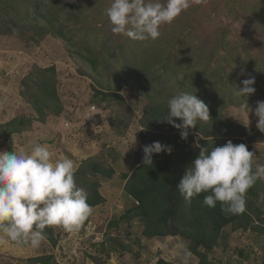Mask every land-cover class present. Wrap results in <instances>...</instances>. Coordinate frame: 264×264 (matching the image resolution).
Listing matches in <instances>:
<instances>
[{
	"label": "trees",
	"instance_id": "trees-1",
	"mask_svg": "<svg viewBox=\"0 0 264 264\" xmlns=\"http://www.w3.org/2000/svg\"><path fill=\"white\" fill-rule=\"evenodd\" d=\"M101 1L0 0V37H10L15 31L34 45L49 36L59 38L90 69L93 76L88 77L99 88H94V98L101 96V103L110 98L125 104L119 91L127 87L136 97L146 101L138 120L142 151L134 155L133 172L121 175L125 182L124 193L132 207L118 220L107 224L109 233L105 235V244H101L98 255L90 259L95 264H104L108 257L106 242L119 256L134 253L131 245L117 236H110V232L117 231L123 222L137 227L145 240L180 237L187 242V249L197 259V264H215L209 256L219 241L226 239L223 231L229 225L264 237L260 206L252 203L260 180L246 193V209L237 215H225L219 203L214 208L203 205L207 193L199 194L187 204L176 188L201 147L223 146L231 140L233 144H245L252 152L251 146L264 135L259 130L255 132L233 123L225 116L230 107L246 109V104L250 109L257 101H264V0L243 1L248 4L244 20L255 33L254 37L250 39L244 35L231 42L229 32L219 27L199 44L192 39L194 35L190 30L195 25L186 18H175L170 24H162L156 40L120 43L117 34L111 32L108 18H104ZM71 26L78 30L73 31ZM77 32L83 37L80 38ZM213 63L215 67L211 68ZM242 70L244 75H241ZM248 78L255 79V92L246 97H235L234 87L242 88V81ZM180 91L195 94L207 105L210 116L207 122H199L195 128H190L186 140L181 138V130L161 119L168 113V100ZM19 95L36 115L19 116L1 124L0 141L28 132L35 123L44 124L48 117L60 118L63 114L54 66H34L21 80ZM173 119L176 123L181 122L178 118ZM123 124L118 121L115 131ZM157 141L170 146L171 152L154 153L153 163L144 165L143 146ZM87 167L93 178L87 188V203L93 209L104 202L98 192L97 180L108 181L115 171L111 166L94 161ZM87 174L86 169L79 168L75 177L82 178ZM89 219L83 224L86 225ZM44 231L45 241L55 247L58 236L54 227H46ZM237 253L245 257L241 251ZM51 260V255H42L29 262L51 264ZM155 264L168 263L159 259ZM260 264H264V256Z\"/></svg>",
	"mask_w": 264,
	"mask_h": 264
},
{
	"label": "rangeland",
	"instance_id": "rangeland-1",
	"mask_svg": "<svg viewBox=\"0 0 264 264\" xmlns=\"http://www.w3.org/2000/svg\"><path fill=\"white\" fill-rule=\"evenodd\" d=\"M74 1L69 0L72 3ZM243 1L245 0H190V7L176 18H186L194 23L195 28L189 29L193 32L192 39L196 44L211 37L219 27L229 32L231 42L242 39L244 35L251 39L255 33L249 30V24L244 20L248 4H243ZM251 1L246 0V3ZM101 2L103 10L110 5V0ZM71 28L75 32L78 30L74 26ZM162 28L161 25L159 29ZM77 34L80 38L83 37L82 34ZM117 37L120 43L131 40L122 34H117ZM71 50L63 40L50 36L38 45L24 40L15 31L10 37H0V125L19 116L35 117L31 106L19 95L21 80L34 66L55 67L57 93L63 104L60 118L48 117L44 124L35 123L30 131L11 136L5 142L0 141V151L24 149L30 152L34 144L47 145L54 160L68 157L75 161L76 171L79 168L88 171L85 177H75L77 186L86 193L93 179L90 169H87L90 162L111 166L115 173L108 181L97 180L98 192L104 202L93 208L86 225L82 223L78 230L72 232L59 226L54 227L58 236L55 247L47 241L33 248L6 238L0 239V264H32L30 259L42 255H51V264H95L90 258L98 255L100 245L105 244V235L109 233L107 224L118 220L132 207V202L124 193L125 182L121 175L133 172L134 155L142 151L138 138L141 130L138 120L146 101L142 97H136L126 87L119 91L125 104L110 98L101 103V96L94 98V90L99 88L88 77L92 75L90 69ZM219 54L223 53L219 51ZM214 67L215 63L211 68ZM255 108L256 105L249 111L243 107H230L225 111V116L229 121L256 132L259 129L256 127L258 117L254 114ZM120 120L124 124L115 131ZM251 150L255 154V165H264V135L251 146ZM260 184L252 203L260 206L264 218V203L258 204L260 197L264 195V181L260 180ZM138 230L128 222H123L119 224L117 231L110 232V236H117L131 245L134 253L119 256L110 250V245L106 242L108 257L104 264H155L159 259L168 264H197V259L187 249V242L180 237L145 240ZM223 232L226 239L219 241L218 247L209 256L210 260L215 264L261 263L264 237L254 235L249 230H236L232 225L227 226ZM237 251H241L246 258L240 257Z\"/></svg>",
	"mask_w": 264,
	"mask_h": 264
},
{
	"label": "clouds",
	"instance_id": "clouds-1",
	"mask_svg": "<svg viewBox=\"0 0 264 264\" xmlns=\"http://www.w3.org/2000/svg\"><path fill=\"white\" fill-rule=\"evenodd\" d=\"M189 7L190 0H110L104 15L113 34L146 41L158 39L160 26L172 23ZM254 83V78L244 79L243 87H234L233 95L242 98L253 94ZM244 107L248 109L246 104ZM254 114L258 117L256 127L264 133V101H257ZM209 118L202 100L180 91L168 100V113L161 119L181 130V138L186 140L190 128ZM164 151L170 153L171 147L158 141L143 146V164L151 165L152 155ZM254 156L245 144L231 140L223 146L201 147L176 188L187 204L207 193L203 205L214 208L219 203L225 215L243 213L246 193L257 180L264 181V165H255ZM75 171L73 159L54 160L47 145L34 144L30 152L0 151V239L37 248L47 238L46 227L78 230L93 209L87 203L86 191L76 184ZM259 203H264V195Z\"/></svg>",
	"mask_w": 264,
	"mask_h": 264
},
{
	"label": "bare ground",
	"instance_id": "bare-ground-1",
	"mask_svg": "<svg viewBox=\"0 0 264 264\" xmlns=\"http://www.w3.org/2000/svg\"><path fill=\"white\" fill-rule=\"evenodd\" d=\"M92 27V26H91ZM73 258V257H72ZM56 262V261H55Z\"/></svg>",
	"mask_w": 264,
	"mask_h": 264
}]
</instances>
